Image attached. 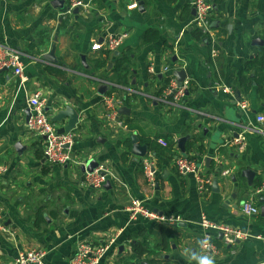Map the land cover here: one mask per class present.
<instances>
[{
    "label": "crops",
    "instance_id": "1",
    "mask_svg": "<svg viewBox=\"0 0 264 264\" xmlns=\"http://www.w3.org/2000/svg\"><path fill=\"white\" fill-rule=\"evenodd\" d=\"M81 1L87 6L66 12L70 0H0V45L20 52L26 77L21 82L12 69H0V264H12L27 249L44 251L41 264H68L79 242L97 247L112 237L99 264H196L186 249L213 256L215 264H264V194L255 193L264 184V123L256 120L264 115V80L259 85L260 71L248 68L255 57L264 62V0H211V33L194 24L191 0ZM119 33L121 44L106 49L107 37ZM149 33L154 36L143 41ZM213 43L219 51L212 61ZM52 49L55 62L44 58ZM121 53L130 61L127 84L106 78ZM104 56L106 65L95 67ZM166 65L168 75L161 73ZM180 70L188 88L171 104L156 92L161 78L177 79ZM37 90L48 114L67 105L77 112L68 130L74 154L113 173L99 188L80 165L45 158L43 138L26 126L27 97ZM109 95L122 100V126L107 118ZM121 106L129 112H119ZM67 121L54 123L60 128ZM133 137L143 154L134 152ZM142 137L174 143L169 152L157 151ZM178 156L193 158L210 178L203 192L193 173L177 170ZM146 157L153 184L142 169ZM243 170L251 171L249 179ZM133 200L180 221L131 219ZM249 202L257 213L243 212ZM203 215L248 236L227 246L213 233V247L204 250Z\"/></svg>",
    "mask_w": 264,
    "mask_h": 264
},
{
    "label": "built area",
    "instance_id": "2",
    "mask_svg": "<svg viewBox=\"0 0 264 264\" xmlns=\"http://www.w3.org/2000/svg\"><path fill=\"white\" fill-rule=\"evenodd\" d=\"M191 4L195 10L194 24L201 28L205 33H211V22H210V11H211V0H191ZM76 6H87L81 0H70L69 6L66 12H70ZM137 6L136 2L131 3L128 7L135 8ZM125 37L124 33L111 34L107 37L104 45L108 50H115L122 42ZM212 40H214L211 34ZM218 49L215 47L214 43L210 50V56L212 61L218 55ZM10 68L15 76H18L20 81L25 80V75L23 74L24 64L21 59V54L18 50L6 46L0 45V69ZM151 66V70H152ZM171 69L169 66H164L161 73L168 75V71ZM189 82L184 79L181 83L177 82V79L170 75L169 81L166 87L163 89L162 93L164 97L171 95V104L179 103L180 100L185 96ZM104 103L107 108V118L110 122L122 126V121L119 120L118 107L122 104V100L115 97L114 95H109L104 97ZM242 108L245 107L244 102L239 104ZM27 106L29 108L30 115L26 121V126L28 130L34 132L38 136L43 138V154L45 158L54 164H71L75 165H85L83 160L77 157L73 150L72 145L74 142V134L71 131L68 132H58L56 124L51 120V114H48L45 110L46 100L42 96L39 90L34 91L27 97ZM256 120L260 123H264V115L259 114ZM260 131V130H258ZM264 134V130L260 131ZM242 139L236 138L234 140L237 144H242ZM143 172L147 180L153 184L154 181V170L153 162L150 158H143L141 161ZM175 165L180 173L191 172L195 175L198 182V189L203 192L205 190V184L210 183V178H207L201 174L200 167L197 163L185 156H178L175 159ZM100 171H104V175H100ZM84 176L87 182H89L93 187L99 188L105 181L106 177H113V173L107 169H103L101 166L95 168L93 171H85ZM255 193L264 194V184H261L256 188ZM129 216L131 219L137 218V216H142L144 218L153 219L162 222L175 223L180 221V217L176 216H163L157 215L154 212L146 208L139 200H133L131 205L128 207ZM243 212L247 215L255 214L258 212V207L253 203H245L243 206ZM199 225L204 232L203 239L207 238L210 247L213 245L210 242L211 234L220 233L222 242L224 245L231 246L236 244L239 240L245 239L248 234L239 228L232 227L227 224L213 222L207 219L204 215L201 216L199 220ZM0 228L5 230L1 224L0 218ZM115 237L110 238L108 243L91 247L85 242H79L76 245V250L74 254L68 259V264H99L101 258L105 253L111 248ZM44 256V251L36 249L20 250L17 252L12 264H41Z\"/></svg>",
    "mask_w": 264,
    "mask_h": 264
},
{
    "label": "trees",
    "instance_id": "3",
    "mask_svg": "<svg viewBox=\"0 0 264 264\" xmlns=\"http://www.w3.org/2000/svg\"><path fill=\"white\" fill-rule=\"evenodd\" d=\"M152 36H154L152 33H149L147 35L145 34V36L143 37V41H146L149 38H152ZM107 61H108L107 56L106 57L104 56V58H100V59L97 58V59H95V67H97V68L104 67L106 65ZM248 68H254L257 71H260L261 79L258 80V84L260 85V83H262L261 81L264 80V62H262L258 57H255V58H253V60L248 62ZM129 71H130L129 58L127 57L126 53H121V54L117 55V57L115 58V60L113 62V65L109 68L108 76H106V78L108 80L115 82V83H118V84H127L128 83V77L127 76L129 74ZM161 80L163 82V85L161 88L158 89V91L156 92V95H160L162 90L166 87V85L169 81V77L164 76V78H161ZM168 98L171 99L172 96L168 95ZM140 141L142 143L148 144L151 147V149H155L157 151H165V152L171 151L172 144L174 143L173 140L169 139V138H165V141H166L165 146H162L157 141V138L151 139L149 137H145V138L142 137V138H140ZM191 159H193V158H191ZM139 251H140V249H139ZM135 256H136V254L133 253L129 257L131 259H133V258H135ZM122 262L124 264H129L128 260H126V259H122Z\"/></svg>",
    "mask_w": 264,
    "mask_h": 264
},
{
    "label": "water",
    "instance_id": "4",
    "mask_svg": "<svg viewBox=\"0 0 264 264\" xmlns=\"http://www.w3.org/2000/svg\"><path fill=\"white\" fill-rule=\"evenodd\" d=\"M55 2H57V0H53L52 3H55ZM77 10H78V6H76V7L73 8V11L74 12H76ZM44 58H46L47 60H51L52 62H55V58H54V55H53V49L49 53L44 54ZM109 65H111V64L109 63ZM175 74L177 76L178 83H181L183 81L184 77H185L184 70L176 71ZM101 87L102 88H106V85H102ZM99 92L101 94L103 93L102 90H99ZM119 112H123V113L124 112H127L128 113L129 111L127 110L126 107L121 106L119 108ZM64 117H68V121H67V124L65 126H62V127L58 128V132H60V133L61 132L68 131L72 127H74L75 122L77 121V117L78 116H77V112L75 111V109L72 106L67 105L64 108L58 110L55 114H53L51 116V120L53 122H58V121L62 120ZM183 139L184 138L179 139L180 145L182 144ZM133 141L135 142L134 149H133L134 152H136L138 154H143L144 153V147L139 146L136 143V139L134 137H133ZM97 167H98V163L95 162V161H93V160H91L90 162H88L87 165L81 166V168L83 170H87V171H93ZM242 173H243L244 176L248 177V179H249V173H251L250 170H243ZM104 174H105L104 171H100V175H104ZM214 186L216 187V182H214ZM261 212L264 213V206L261 207ZM143 264H147V262H143Z\"/></svg>",
    "mask_w": 264,
    "mask_h": 264
},
{
    "label": "clouds",
    "instance_id": "5",
    "mask_svg": "<svg viewBox=\"0 0 264 264\" xmlns=\"http://www.w3.org/2000/svg\"><path fill=\"white\" fill-rule=\"evenodd\" d=\"M202 249L206 250L210 247V243L207 238L200 241ZM185 255L189 256L191 260H194L196 264H215L213 256L208 254H192L190 250H185Z\"/></svg>",
    "mask_w": 264,
    "mask_h": 264
},
{
    "label": "bare ground",
    "instance_id": "6",
    "mask_svg": "<svg viewBox=\"0 0 264 264\" xmlns=\"http://www.w3.org/2000/svg\"><path fill=\"white\" fill-rule=\"evenodd\" d=\"M80 166H85V165H80ZM86 171V170H85Z\"/></svg>",
    "mask_w": 264,
    "mask_h": 264
}]
</instances>
